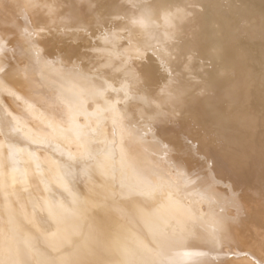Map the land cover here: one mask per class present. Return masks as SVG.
Here are the masks:
<instances>
[{
	"label": "bare ground",
	"instance_id": "bare-ground-1",
	"mask_svg": "<svg viewBox=\"0 0 264 264\" xmlns=\"http://www.w3.org/2000/svg\"><path fill=\"white\" fill-rule=\"evenodd\" d=\"M45 2L54 7L52 13L44 17V22L53 33L65 32L66 42L79 48L84 54L85 70L93 74L90 92L67 98L73 106L76 123L95 137L94 143L101 148L104 145L100 141L113 139L114 121L118 129L122 120L124 124L131 123L147 130L139 109L144 115H149L150 110L131 100L126 105L117 103L123 101V95H117L107 87L111 84L113 88H119L121 82L127 81L122 65L140 63L136 59L137 52L123 39L127 35L123 31L124 22L117 20L115 27L111 21L99 25L91 22L90 34H85L69 20L67 5L83 4L87 0ZM146 2L183 8L193 0ZM197 2L203 11L178 22L179 45L169 42L165 47L171 53V62L178 72L183 73L186 55L193 57V74L205 69L210 95L193 106L187 115L174 121L165 117L153 120L147 147L155 154L161 167L177 160L173 145H185V137L191 138L193 144H199L203 152L215 158L218 171L225 180L215 187L211 203L204 201L200 204L206 213L210 211L212 215L223 217L234 215L236 209L231 203L232 195L234 192L243 195L247 221L239 232V240L224 250L232 254L217 255L215 251H209L203 257L180 259L186 264L196 260L205 264H252L254 258H261L259 233L264 227V0ZM115 3L128 5L129 0H115ZM114 11L123 12V9ZM30 15L35 22V15L31 12ZM148 31L151 37L141 32L138 37L141 42L145 38L151 39L152 43L157 39L163 41L166 29L163 22L157 20ZM146 55L151 56V52ZM26 63L22 60L21 66ZM5 84L18 99L9 97L4 100L0 96V100L17 118L25 134H35L38 130L47 129L49 122L61 121V112L54 111L51 102V97L60 87L54 71L30 69L24 73L23 82L20 78H10L5 80ZM113 106L118 114L112 110ZM162 111L168 109L162 106ZM194 125L199 127V132L194 130ZM9 143L0 136V259H15L22 264L72 259V254L83 242L81 236L74 234L77 221L64 217L55 208L49 212L46 203L54 205L57 200L67 203L65 197L68 194L53 180L56 165L67 159L56 150V145L64 151H75V143L69 144L60 137L37 150L36 145L11 141L16 149L21 150L13 152L9 151ZM165 145L168 146L167 158L160 160L165 155ZM29 152H35L39 157V169ZM183 154L187 155L186 146ZM74 182V191L79 194L85 187L84 182ZM180 195L191 200L196 193L189 188L187 192L182 190ZM9 201L10 208L7 206ZM116 223L114 245L117 252L126 251L134 260L152 257L148 251L151 234L143 221L119 220ZM168 254L167 249L161 253Z\"/></svg>",
	"mask_w": 264,
	"mask_h": 264
},
{
	"label": "snow or ice",
	"instance_id": "snow-or-ice-1",
	"mask_svg": "<svg viewBox=\"0 0 264 264\" xmlns=\"http://www.w3.org/2000/svg\"><path fill=\"white\" fill-rule=\"evenodd\" d=\"M53 7L45 0H0V96L4 100L9 97L18 99L5 80L20 78L23 82L24 73L30 69L41 72L50 69L60 83L56 94L51 97L53 110L61 112L60 122H49L47 129L25 134L17 118L0 100V112L3 113L0 136L10 141V152L21 151L11 141L36 145L37 150L60 137L69 144L75 143V151H64L56 145V150L67 159L56 165L53 180L68 194L65 197L67 203L57 200L54 205L46 203V206L49 212L55 208L64 217L76 220L74 234L81 236L83 242L72 254V259L47 264H186L180 257H203L209 251L231 255L230 251L224 250L239 240V232L247 221L242 193L232 195L231 203L236 209L234 215L215 216L200 207L204 201H213L215 187L225 180L218 171L215 158L203 152L199 144H193L191 138L185 137V145H173L177 160L161 167L147 147L153 120L165 117L174 121L187 115L193 106L210 95L205 69L193 74V57L186 55L183 73L178 72L165 47L169 42L179 45V21L203 11L197 0L183 8L146 0H129L128 5L116 4L115 0H87V3L67 5L69 20L85 34H90L91 22L99 25L111 21L115 27L117 20L123 21V31L127 33L123 39L137 52L136 59L140 61L135 66L122 65L127 81L131 83L125 81L119 88H113L111 84L107 87L117 95H123V101L117 103L126 105L131 100L150 110L149 115H144L139 109L147 130L131 123L124 124L122 120L118 129L114 121L113 139L100 141L104 145L102 148L94 143L95 137L76 123L73 106L67 102L69 96L79 97L90 92L93 74L85 70L84 54L79 48L66 42L65 32L53 33L44 22ZM115 9H123V12H115ZM30 12L35 15V22ZM157 20L162 21L166 29L163 41L157 39L152 43L151 39L145 38L141 42L138 39L140 33L151 37L148 30ZM41 44L44 47H40ZM149 52L151 56L146 55ZM22 60L27 61L24 67L21 66ZM162 106L168 111H162ZM112 110L118 114L115 106ZM193 127L200 131L198 126ZM185 146L187 155L183 154ZM164 147L165 155L160 160L167 158L168 146ZM28 155L37 162L39 169L36 153L29 152ZM169 168L172 171H168ZM75 180H83L85 185L79 194L74 191ZM189 188L196 196L191 200L182 198L181 191L187 192ZM7 206L11 207L10 201ZM119 220L146 224L151 234L148 249L151 258L134 260L126 251L117 252L114 240ZM259 241L261 258H254L252 264H264V227L259 233ZM165 249L169 254L161 255ZM0 264L22 262L0 259ZM192 264L205 262L196 260Z\"/></svg>",
	"mask_w": 264,
	"mask_h": 264
}]
</instances>
